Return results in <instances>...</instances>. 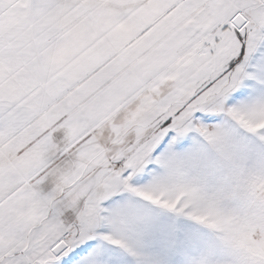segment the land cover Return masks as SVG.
Returning <instances> with one entry per match:
<instances>
[{
    "label": "snow or ice",
    "instance_id": "1",
    "mask_svg": "<svg viewBox=\"0 0 264 264\" xmlns=\"http://www.w3.org/2000/svg\"><path fill=\"white\" fill-rule=\"evenodd\" d=\"M0 264H264V0H0Z\"/></svg>",
    "mask_w": 264,
    "mask_h": 264
}]
</instances>
